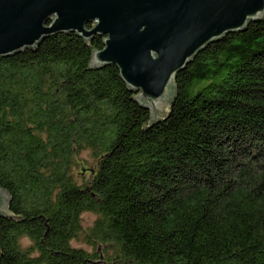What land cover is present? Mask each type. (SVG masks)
Masks as SVG:
<instances>
[{
    "label": "trees",
    "instance_id": "obj_1",
    "mask_svg": "<svg viewBox=\"0 0 264 264\" xmlns=\"http://www.w3.org/2000/svg\"><path fill=\"white\" fill-rule=\"evenodd\" d=\"M103 39L0 58V264H264V18L199 53L156 125L91 66Z\"/></svg>",
    "mask_w": 264,
    "mask_h": 264
},
{
    "label": "water",
    "instance_id": "obj_2",
    "mask_svg": "<svg viewBox=\"0 0 264 264\" xmlns=\"http://www.w3.org/2000/svg\"><path fill=\"white\" fill-rule=\"evenodd\" d=\"M264 18V0H0V58L74 33L103 37L93 68L115 66L151 125L167 114L175 80L196 56ZM11 201L0 188V214Z\"/></svg>",
    "mask_w": 264,
    "mask_h": 264
},
{
    "label": "rangeland",
    "instance_id": "obj_3",
    "mask_svg": "<svg viewBox=\"0 0 264 264\" xmlns=\"http://www.w3.org/2000/svg\"><path fill=\"white\" fill-rule=\"evenodd\" d=\"M78 160L80 161V163H82V166H79L76 169V172L77 173H80L81 170H83V169L87 170L86 171V173H87L86 179L89 180V178H91V175L93 174V172L91 171V169L94 168V166L96 164V161L92 158L90 152H88V151L81 153L80 156H79V158H78ZM97 218H98L97 215H95L93 213H84L82 215V218H81V222H82L83 229L85 231H87L88 229H90L93 226V224L95 223V221L97 220ZM72 246L73 247H76V248H81L83 250H86L87 252H94L95 249L98 252H101V249H102L99 246L97 248H94V247L88 245L85 242V240H84L83 237H80L79 239L74 240L72 242Z\"/></svg>",
    "mask_w": 264,
    "mask_h": 264
}]
</instances>
